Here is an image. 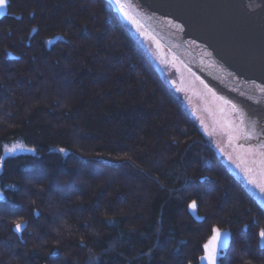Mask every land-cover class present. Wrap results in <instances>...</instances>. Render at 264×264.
<instances>
[{
    "label": "trees",
    "instance_id": "1",
    "mask_svg": "<svg viewBox=\"0 0 264 264\" xmlns=\"http://www.w3.org/2000/svg\"><path fill=\"white\" fill-rule=\"evenodd\" d=\"M5 6L0 264H206L213 227L229 234L216 264H264V209L110 0ZM12 140L35 154L2 153Z\"/></svg>",
    "mask_w": 264,
    "mask_h": 264
},
{
    "label": "water",
    "instance_id": "2",
    "mask_svg": "<svg viewBox=\"0 0 264 264\" xmlns=\"http://www.w3.org/2000/svg\"><path fill=\"white\" fill-rule=\"evenodd\" d=\"M128 2L153 37L196 74L244 112L264 115V0ZM176 23L185 25L184 31L173 27Z\"/></svg>",
    "mask_w": 264,
    "mask_h": 264
},
{
    "label": "rangeland",
    "instance_id": "3",
    "mask_svg": "<svg viewBox=\"0 0 264 264\" xmlns=\"http://www.w3.org/2000/svg\"><path fill=\"white\" fill-rule=\"evenodd\" d=\"M110 1L113 9L118 12L120 18L124 22H127L116 7L114 0ZM5 8L6 6H4L3 12ZM127 24L130 26L132 32L137 35L140 43L143 44V47L147 54H149L153 65H155L159 73L163 75L167 82H169L174 89L176 88L179 92L178 94L182 96L183 104L187 107L189 115L194 118L202 134L211 140L213 149L216 150L218 156L223 160L224 164H226L228 171L243 181L247 190L253 194V198L259 202V206L264 209V199H262L264 193H261L258 188L249 183L248 176L242 170L250 169L254 164H257V168L259 169L260 164L256 161L262 158L261 152L255 150V145L250 144V142L244 143L243 139L235 138L239 134L236 129L243 127V125H241L242 115L244 122L248 126H251L249 128L251 129L253 127L249 117L247 118L248 115L246 112L235 103L237 110H233L231 104L226 105L220 99H217V97H224L229 100L226 94L219 91L212 84L206 82L203 77L196 74L156 38L155 41H158V46L152 39L140 35L133 25L128 22ZM142 26L143 31L153 37L145 26ZM205 85H207V87H205ZM209 89H211V92ZM213 93H215V96H213ZM240 110H242V112ZM15 141L16 140H12L4 145V151L5 146L11 148L13 145L19 144ZM241 145L244 146L241 147ZM247 154L251 155L252 159L249 163L245 162L246 159H244ZM0 164V166H2L1 162ZM237 164L241 165V167H237ZM251 174L257 179L261 178V175L258 176L256 173ZM204 260L206 261L205 263L208 264V261L206 259Z\"/></svg>",
    "mask_w": 264,
    "mask_h": 264
},
{
    "label": "snow or ice",
    "instance_id": "4",
    "mask_svg": "<svg viewBox=\"0 0 264 264\" xmlns=\"http://www.w3.org/2000/svg\"><path fill=\"white\" fill-rule=\"evenodd\" d=\"M6 0H0V15H3V9L5 6ZM114 3L116 7L118 8L119 12L122 13L123 17L125 20H127L128 23L133 25L137 31L140 33V35L145 36L146 38L152 39L154 42L157 43L158 46V41H155V37L149 36L148 33L143 31V26L141 25L140 21L130 12L131 4L128 2V0H114ZM17 19H20V17H17ZM178 31H184L185 25L182 23H176L173 25ZM35 31V29H33ZM56 40H63V37H56ZM195 41H193L194 43ZM45 43L51 45L54 43V41H46ZM8 55H11L10 53ZM211 55V53H209ZM207 87V85H205ZM211 92V89H209ZM260 91L264 92V86L260 87ZM213 96H215V93H213ZM217 99H220L224 104H231L233 110H237L236 105L232 103L230 100L225 99L224 97H217ZM242 112V110H240ZM241 125L243 127H240L236 129L238 131V135L235 137L236 139H243L244 141H247L248 139L251 138L252 131L254 129H250L249 126L244 122L243 115L241 116ZM261 135H264V129L261 130ZM243 145H241L242 147ZM257 148L260 150H264V142H261L260 144L257 145ZM17 149L21 151H27L35 154V149L33 148H27L25 149L23 145L21 144H15L11 148H8L5 146V152L8 154L15 153ZM60 153H65L66 154V149L64 148H59L57 150ZM250 151V149H249ZM262 156H264V151H261L260 153ZM4 160V156H0V161ZM237 167H241V165L237 164ZM2 170V169H0ZM245 174L248 176L249 183L253 184L256 188L259 189L261 193H264V173L261 174V178L257 179L251 174L250 169H242ZM6 188L13 189L15 188L14 185H6ZM262 199H264V196H262ZM7 197L2 189H0V202H6ZM198 204L195 200L191 201L188 204V211L191 216H193L196 220H202L203 218L197 215V210ZM34 215L39 216V213H35ZM247 227V226H246ZM27 228V221L23 222H17L15 224V227L13 231L15 232H20L22 230H25ZM212 231V236L211 238L203 245V249L206 252L205 257H201V260L206 259L208 261V264H216V258H217V248H225L227 247L228 244V237L229 234L227 232H221V230L217 227H213L211 229ZM259 240L258 244L260 247H264V228H261L258 233ZM55 255V253H53Z\"/></svg>",
    "mask_w": 264,
    "mask_h": 264
},
{
    "label": "flooded vegetation",
    "instance_id": "5",
    "mask_svg": "<svg viewBox=\"0 0 264 264\" xmlns=\"http://www.w3.org/2000/svg\"><path fill=\"white\" fill-rule=\"evenodd\" d=\"M245 112H249L247 118L249 117L250 123L253 124V127L251 129H254V131H252V137L253 138L251 137L247 141H243V142L244 143L250 142V144L255 145V150H259L260 152L261 151H264V150H260V149L257 148V145L258 144H260L261 142H264V135H261L260 134L261 133V130L264 129V120L260 121L259 118H258L259 116H263L264 117V115H261L259 113H255V112H250L249 109H245ZM249 127H251V126H249ZM16 152H17V154L18 153L28 154L26 151H21L19 149H17ZM2 156L6 157V155H2ZM263 161H264V156H262V158H259V160H257L256 162L258 164H261V162H263ZM232 175H233V173H232ZM235 178L237 179V181H240L242 183V185L245 187V184L243 183V181H241V179L239 177H236L235 176ZM248 193H250L251 196L253 195L251 192H248ZM256 203L259 204V202H257V201H256Z\"/></svg>",
    "mask_w": 264,
    "mask_h": 264
},
{
    "label": "bare ground",
    "instance_id": "6",
    "mask_svg": "<svg viewBox=\"0 0 264 264\" xmlns=\"http://www.w3.org/2000/svg\"><path fill=\"white\" fill-rule=\"evenodd\" d=\"M6 4V3H5ZM199 76H201V75H199ZM202 77V76H201ZM204 79V78H203ZM205 80V79H204ZM206 81V80H205ZM207 82V81H206ZM175 90V93H179L177 90H176V88L174 89ZM179 95V94H178ZM251 137H252V135H251ZM253 138V137H252ZM16 143H19V144H21V145H23L24 146V148L25 149H27V148H31L29 145L27 146L26 144H24L23 142H19L18 140L17 141H15ZM244 146V145H243ZM216 151V150H215ZM27 152V151H26ZM2 153H6L4 150H3V152ZM27 153H29V152H27ZM217 153V152H216ZM218 155V154H217ZM244 159H246V161L245 162H247V163H249V161H252V159H251V155H249V154H247V155H245V157H244ZM224 163V162H223ZM225 165V167H227L226 166V164H224ZM250 165V164H249ZM228 169V168H227ZM250 170L252 171L251 173H256L258 176L259 175H261L262 173H264V161L262 162V165L260 164V166H259V169L257 168V164H254V165H252L251 167H250ZM233 177H235V175H233ZM244 189L246 190V192H249L248 190H247V188H246V186L244 187ZM14 227H15V223L13 224V229H14ZM223 231V230H222ZM18 233V232H17ZM211 236V235H210ZM210 238V237H209ZM208 238V239H209ZM208 241V240H207ZM228 245V244H227ZM219 248V247H218ZM221 248H219L218 249V251H217V253L219 252V250H220Z\"/></svg>",
    "mask_w": 264,
    "mask_h": 264
},
{
    "label": "clouds",
    "instance_id": "7",
    "mask_svg": "<svg viewBox=\"0 0 264 264\" xmlns=\"http://www.w3.org/2000/svg\"><path fill=\"white\" fill-rule=\"evenodd\" d=\"M24 220H20V219H17L16 221H14V223L16 224L17 222H23Z\"/></svg>",
    "mask_w": 264,
    "mask_h": 264
}]
</instances>
